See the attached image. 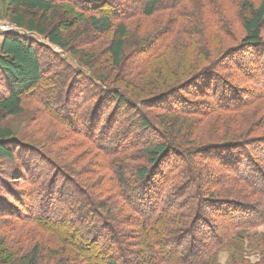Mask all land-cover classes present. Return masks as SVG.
<instances>
[{"label": "trees", "instance_id": "1", "mask_svg": "<svg viewBox=\"0 0 264 264\" xmlns=\"http://www.w3.org/2000/svg\"><path fill=\"white\" fill-rule=\"evenodd\" d=\"M86 1L5 0L6 22L20 31L0 37V216H6L0 224L22 217L23 204L32 211L33 201L44 211L0 230V264H95L84 256L94 246L81 252L80 235H69L63 224L72 214L90 216L75 198L98 208L90 210L96 223L78 221L87 241L118 246L105 264H120L145 249L143 264H222V255L229 264H264V173L242 171L240 164L249 144L264 142V0H145L120 15L92 12ZM71 10L87 27L69 34L74 23L66 28L62 19ZM155 15L161 23L154 21L156 31L168 27L161 35L149 29L133 53L128 21ZM99 37L107 42L101 50ZM52 47L66 51L74 65ZM55 76L66 80L59 102L48 99ZM78 82L94 89L86 94L91 103L78 108L88 114L80 122L84 131L70 129L68 106ZM32 105L37 114L30 123L38 128L29 136L1 124ZM122 118L130 123L114 131ZM56 121L68 134L50 135ZM128 127L150 132L152 139L104 145L107 136L129 138L121 137ZM73 135L86 140L81 158L73 156ZM95 156L92 166L80 167L82 158ZM43 177L48 179L41 183ZM20 182L27 191L12 188ZM50 202L59 207L46 215ZM59 208L65 213L57 215ZM237 210L242 217H235ZM207 212L224 226H212ZM249 213L252 219L244 218ZM22 230L32 244L16 258L8 243H21ZM66 236L71 242L61 238ZM247 250L257 254L255 263Z\"/></svg>", "mask_w": 264, "mask_h": 264}, {"label": "rangeland", "instance_id": "2", "mask_svg": "<svg viewBox=\"0 0 264 264\" xmlns=\"http://www.w3.org/2000/svg\"><path fill=\"white\" fill-rule=\"evenodd\" d=\"M102 1L105 2L106 0H91V2L87 0L83 4L86 5L87 7H89L92 12L103 13V12H107V11L109 12V11H111L114 14L116 13L117 15H120V14H122V8H128V5H129V7L130 6H136V5L138 7H140L145 2V0H136L135 3L132 4L130 0H113L114 1L113 2V6L112 7L110 6V8H108L107 6L104 5L105 7L103 6V9L101 11L99 10V8L96 9V10L92 9L93 5L100 6ZM167 1H169L168 3H170L173 0H167ZM62 12H64V11H62ZM4 14H5V12H4ZM60 14H62V13H60ZM64 14H65L66 17L64 16V18L62 19V21L66 25L65 26L66 28L68 27V24L70 22L71 23L72 22L74 23L73 26H72V28L69 31V34L72 33V32H74V31H76V33H78L79 30H84L85 27H87V26L84 25L82 19L80 20L76 16V12L74 10L66 11V13H64ZM83 16L84 17H87L88 14H85ZM156 17H158V16L155 15L153 18L147 19V20H143V21L139 17H133V18H131L128 21V22L131 23L130 24V28H131V31H132L133 36H134V37L132 36V38L130 39V44H131V46L129 48V50L131 49L130 51H132V48H134V45L137 44L138 38L139 37H142L143 35H146L145 33H147V31L149 29H150L149 32H151V35L152 34H154V35H161L166 30V28L168 27V23H166L164 25L165 28H163V30L162 29L160 31H156L155 30L154 27L156 25H155L154 21L157 22V23H159V24H161L159 22V19L158 18L156 19ZM0 22L1 23H7L6 22V19H5V15L0 20ZM8 24H10V23H8ZM83 39L84 40H87L85 38H83ZM106 43H107L106 42V38L99 37V39H98V41H97V43L95 45H97L96 48L98 50L99 49L101 50V49L104 48V46L106 45ZM77 44H78V42L76 41L73 45H77ZM77 47L78 48H83V49H89L92 46L85 47V45H80V46H77ZM139 49H140V51L143 50V48H141V47ZM52 50L54 52L58 53L62 58L68 59L69 62L72 65H74V62L70 60V56L67 54L66 51L60 50L57 47H52ZM138 58H141L142 59V56H140V57L138 56ZM261 63L262 64L264 63L263 59H262ZM65 81L66 80L64 78H60L59 76H55V77H53V79H51V81L49 83H50V85H52V87H54L53 88L54 93L49 92L48 94H50V95H49L48 99H50V100L52 99V101L55 100L57 102L63 100V98L65 96L64 95L65 92H63V94L60 95V89H61V87H62V85H63V83ZM60 83H62V84L60 85ZM76 88H77L76 91L73 90V95H72L73 96V100H72L73 102H72L71 106H68V109L70 110V113H69L70 114L69 115L70 117L69 118L73 122L71 124L70 129L71 130L72 129H76L78 131H84L85 128H83L80 125V122H81L82 118L84 119L86 117V114L87 113H86V111L79 110L78 108H80L83 103H85L84 104V107L87 106V103L88 104L91 103V100H90V98L88 96H90L92 94V92H93L94 89L93 88H90V86H88V84H86V82H81V83L78 82V84L76 85ZM42 95H43L42 97H44V96L46 97V93L45 94H42ZM36 108H37L36 105L35 106L34 105L29 106V107L26 108L25 113L22 116H19V117H16V118H10V119L3 120V121H1V124H3L4 126H7L9 128H11L15 132L16 136H29V134L32 132L31 129H34L36 126L38 128V123H35L34 125L31 124L32 122L30 123V118H32L33 116H35V114H37V112H36L37 109ZM64 115H65V113H64ZM57 116L60 119H62V117H61L60 114L57 115ZM103 116H105V115H103ZM122 119L123 120L118 121L117 124L113 127V130L114 131H116V130L119 129V128H117L118 126L119 127H122L123 124H125L127 126L130 123V122H128V120L126 118H122ZM48 122H49L48 120H44V124L45 125L48 124ZM119 122L121 124H119ZM50 128H52L51 129L52 131H50V135L51 136H55L54 138L63 137L65 134H68L67 129L64 128L63 126H60V124L57 121L56 122H52ZM89 131H91L90 134L93 133L92 134L93 135L92 136L93 138L97 136V132L96 131H93V132H92V130H89ZM119 131L122 132V130H119ZM126 133H127L128 137H129L127 139L120 138V137L114 139L112 137H109L108 138V136H107L105 138V141L103 143H104V145L109 146L112 143L114 144V143H117V142L120 143V144L126 143V142L128 143L129 141H133V142H137V141L138 142H146V141H149L150 142V140L152 139V134L150 132H145V133L144 132H139V130H137V128H132V127L130 128V127H128L126 129H124V131L122 132V136L121 137H123V135H125ZM85 141L86 140L84 138H82V136L73 135V138L70 141V143H71L72 147L74 148L73 151H72L74 158H77V157H80L81 158V155L83 154V152H85V150H86V146H84ZM86 144H87V142H86ZM64 145H68V142L67 143L60 144V146H64ZM245 151L246 152L244 153V157L242 158V160L240 162V164H241V170L242 171H246V172L253 171V173H255L256 171H258L257 172L258 174H256V175H259V173H262V172L264 173V142H256V143L254 142L252 144H249L246 147V150ZM238 156H240V153L238 154ZM96 160H97V157L96 156L93 157V158H90V157L82 158V161L83 162L81 163L80 167L82 169L83 168H86V167H90V166H92L91 162H93V161L95 162ZM36 164H38V160H36ZM161 168H164V167L162 166ZM39 171H41V170H37L36 172H39ZM33 173L35 174V172H33ZM259 177H260V175H259ZM44 178L45 177H43L40 180L41 183H42V181H43ZM45 179H48V178H45ZM253 181L256 182V183H258L257 181H255V179ZM26 185L27 184H23V183L20 182V184H17V185L14 184L12 188H14L18 193H21L22 191H25V190L27 191L28 190L27 189L28 186H26ZM55 191H56V194H57L58 190H55ZM88 193L90 194L91 197L93 196L92 195V192L89 191ZM86 198H87V196H86ZM93 198H94V196H93ZM26 200L29 202L28 199H26ZM70 201L73 202V200H70ZM74 202H75L76 205H78L80 207V209L85 210V212H87L88 214H90V216L86 217V219L84 217H82V216H79L78 217L75 214H72V216H70V217H66L64 219L65 220V223H63V224H65L64 226H66V228H67L65 230L69 232V235H71L73 231L78 236L80 235L79 236L80 237V240L78 238L76 240H77V243L79 244V248H80L81 252H84L85 248H87V247H93L94 246V248H92V252H89V254H84V256L86 258L87 257H94L95 264H105L106 261H108V260H110L112 258V255H114L113 253H115L116 251H118V246L116 245V246H113V247H107L106 245H103L100 242H99V244H96V245H93V244L89 243L88 242L89 241L88 240L89 237L85 235V234H88L86 232L87 230H84V228L81 229L82 227L81 228L78 227V221L79 222L80 221L81 222H83V221L90 222L91 221L92 223H96L97 220H95V218L92 216L90 210L97 211L98 208L97 207H94L93 205H92L93 208L90 207V206H88L84 199H77V198H75L74 199ZM42 203H44L43 200H42ZM29 204H30V202H29ZM23 205H24L23 207L22 206L19 207V208H21L20 212L22 214V217H17V215H15L16 217L15 216H13V217L11 216V218H9V217L6 218V219H8V223H12L10 225L14 226V228L16 226L20 225V223L23 222V221H26L28 219L37 218V215L43 213V211H44V208H41L37 204V201L36 202L35 201L32 202V206H33L32 207L33 208L32 211H31V209L29 207H27V205H25V204H23ZM48 205H49V209L46 208V206H45V209L48 210L46 215H49L52 211L55 210V208H58L59 207V206H57V204H52L51 202ZM251 206L252 207H255L256 209H258L256 207V204L255 203H253V204L251 203ZM55 212H57V215L58 214H64L65 213L64 212V209L62 210L61 208H59ZM239 214L241 215V217L243 216L242 211L238 212V210H237V213H236L235 217L238 216ZM11 215H13V214H11ZM205 215H206L205 218L208 219L207 221L210 222V224L212 226H214V227L219 226V225L224 226V224H225L224 222L225 221L223 219H219L218 217H216L214 213L207 212V213H205ZM0 217H6V216H0ZM249 217L250 218L252 217V213L246 214L244 216V218H246V219H248ZM236 218H238V217H236ZM43 222H44V225H46V226L49 227V229H54V231H58V229H57L56 226H52V224H46L47 220H45V221L43 220ZM8 223H7V227H6V225L3 226V225L0 224V230L10 229V227H9L10 225H8ZM22 226H23V224H22ZM24 229H27V228H24ZM28 229H27V231H28ZM77 229H80V231L77 230ZM117 229H118L117 231L119 233H121L120 231H122V230H121V228H120L119 225L117 226ZM25 231L26 230L20 231L22 233V235H23L21 237V239H20L21 240L20 241L21 243H19V241L18 242H14V240L12 242L9 241L10 243H8V246H10V250L9 251L12 250L11 253H14L16 258L18 257L19 254H20L19 256H22L23 254L27 253L28 250H29V248L31 247L28 244V242L29 243L31 242L29 240L30 238L27 239L25 237L26 236V232ZM197 235L199 236V234H196V236ZM133 236L135 237L136 235H133ZM44 237H45V241H48V239H49V242L48 243H51V237L49 235L48 236H44ZM61 238H64L68 242H71L70 239H69V236L61 237ZM136 238H134V239L136 240ZM6 240L8 242V238ZM121 240L123 242H125L128 239L122 237ZM32 241H36V239H32ZM150 242L151 243H154L153 240H150ZM31 244H32V242H31ZM89 244H91V245L89 246ZM187 252L188 251L186 250L184 252V254H186ZM87 253H88V251H87ZM147 253H148V251L145 249L144 251H141L140 253H137L136 256L135 255L127 256L125 260H122V262H120V264H143L142 263L143 262V258L146 257V254ZM11 255H13V254H11ZM42 257L44 259L48 258V256H45L44 254H43ZM247 257L250 260V262H252V263H255L258 260L257 254H254V252H252L251 250H247L246 251V258ZM50 259H49V261H51ZM220 260H221V263L222 264H229L228 255H222ZM52 262H54V261H52Z\"/></svg>", "mask_w": 264, "mask_h": 264}, {"label": "built area", "instance_id": "3", "mask_svg": "<svg viewBox=\"0 0 264 264\" xmlns=\"http://www.w3.org/2000/svg\"><path fill=\"white\" fill-rule=\"evenodd\" d=\"M20 30L12 24L0 22V37L5 34L19 32Z\"/></svg>", "mask_w": 264, "mask_h": 264}, {"label": "crops", "instance_id": "4", "mask_svg": "<svg viewBox=\"0 0 264 264\" xmlns=\"http://www.w3.org/2000/svg\"><path fill=\"white\" fill-rule=\"evenodd\" d=\"M4 11H5V1L4 0H0V20L4 16Z\"/></svg>", "mask_w": 264, "mask_h": 264}]
</instances>
